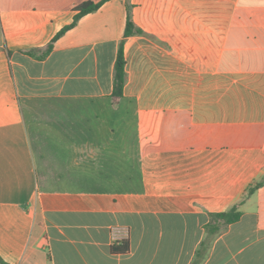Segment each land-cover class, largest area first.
<instances>
[{"label":"crops","instance_id":"crops-1","mask_svg":"<svg viewBox=\"0 0 264 264\" xmlns=\"http://www.w3.org/2000/svg\"><path fill=\"white\" fill-rule=\"evenodd\" d=\"M102 1L0 0V264H264V0Z\"/></svg>","mask_w":264,"mask_h":264},{"label":"trees","instance_id":"trees-1","mask_svg":"<svg viewBox=\"0 0 264 264\" xmlns=\"http://www.w3.org/2000/svg\"><path fill=\"white\" fill-rule=\"evenodd\" d=\"M108 1H110V0H103L102 2H100L98 4H95L93 2H86V3L78 6L77 7L78 14L76 15L74 23L70 27H73L74 25H76L77 21L81 17L97 11L104 3L108 2ZM70 27H68V28H70ZM134 29H135L134 25L132 24V22L130 20H128L125 36L129 37L130 35H132L135 32ZM136 32L140 33L139 30H137ZM51 49H52V46H50L48 48L47 52L51 51ZM125 64H126V62H125V58H124V50H123V43H122L120 50H119V53H118L117 62H116V75H115V85H114V96L115 97H122V95H123V89H124L125 78H126ZM263 185H264V178L261 182L257 183L254 188H251L249 190V193L253 194L257 189H259ZM240 216H241V214L238 212L237 207H234L229 211L213 215V219L215 221H222L226 225H230V224H233L236 221H238ZM218 232H219V228L216 230L215 233H218ZM128 249H129V246L127 243H125L122 247H119V248L113 247L114 252L122 251L125 253L128 251Z\"/></svg>","mask_w":264,"mask_h":264}]
</instances>
